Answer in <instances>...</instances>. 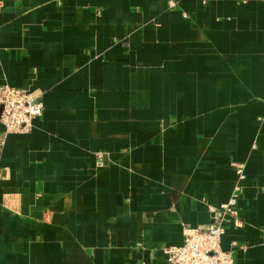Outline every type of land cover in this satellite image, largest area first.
<instances>
[{
    "label": "crops",
    "instance_id": "0c3cea01",
    "mask_svg": "<svg viewBox=\"0 0 264 264\" xmlns=\"http://www.w3.org/2000/svg\"><path fill=\"white\" fill-rule=\"evenodd\" d=\"M4 83L44 110L0 121V264H170L234 162L221 246L264 264V0H0Z\"/></svg>",
    "mask_w": 264,
    "mask_h": 264
},
{
    "label": "built area",
    "instance_id": "2783aa9c",
    "mask_svg": "<svg viewBox=\"0 0 264 264\" xmlns=\"http://www.w3.org/2000/svg\"><path fill=\"white\" fill-rule=\"evenodd\" d=\"M174 5L173 1L169 2ZM0 121L6 132L25 134L31 131L33 120L42 116L44 103L40 94L28 90L0 84ZM238 183L230 199L219 207H210L213 214L211 224L199 226H184V241L181 245H165L162 248L170 264H235L234 252L246 246L232 242V248L224 250L221 246L225 233L226 220H232L234 225L242 227L244 221L239 216L237 208L238 197L242 189L240 182L244 181L245 164L234 162Z\"/></svg>",
    "mask_w": 264,
    "mask_h": 264
},
{
    "label": "water",
    "instance_id": "95a60500",
    "mask_svg": "<svg viewBox=\"0 0 264 264\" xmlns=\"http://www.w3.org/2000/svg\"><path fill=\"white\" fill-rule=\"evenodd\" d=\"M1 111H2V107L0 108V114H1Z\"/></svg>",
    "mask_w": 264,
    "mask_h": 264
}]
</instances>
